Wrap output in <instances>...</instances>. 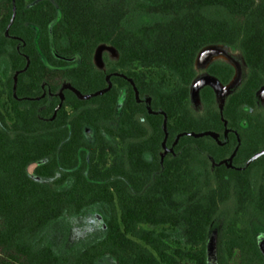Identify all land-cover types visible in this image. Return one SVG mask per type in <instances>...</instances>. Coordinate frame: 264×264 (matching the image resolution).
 <instances>
[{
  "label": "trees",
  "instance_id": "1",
  "mask_svg": "<svg viewBox=\"0 0 264 264\" xmlns=\"http://www.w3.org/2000/svg\"><path fill=\"white\" fill-rule=\"evenodd\" d=\"M100 44L116 57L98 68ZM208 45L236 49L245 76L221 107L201 87L195 111ZM1 63L0 264H207L216 219L217 264H264V0H0ZM205 71L233 75L219 60ZM96 203L102 238L66 255L36 244Z\"/></svg>",
  "mask_w": 264,
  "mask_h": 264
},
{
  "label": "rangeland",
  "instance_id": "2",
  "mask_svg": "<svg viewBox=\"0 0 264 264\" xmlns=\"http://www.w3.org/2000/svg\"><path fill=\"white\" fill-rule=\"evenodd\" d=\"M208 49H217L218 52L214 55L202 59V55ZM198 57L195 58L194 68L196 71V77L203 76L206 74L205 68L211 61L219 60L224 61L232 66L233 75L227 84H221V89L215 91L216 103L218 107H221L223 100L227 94H229L233 89H235L241 80L245 76V65L239 54V52L231 47L224 45H208L202 48L199 52ZM107 55L109 58H115L116 52L103 49L100 54V58ZM94 61V58H93ZM96 67L101 68L94 61ZM7 72V67L5 63L0 64V75L4 77ZM191 88V86H190ZM191 104L195 111L200 110V104L198 98L193 97L190 94ZM258 99L260 102L264 99V87L258 92ZM121 102L119 101L116 105L115 113L118 115ZM84 138L88 142L93 141L92 130L89 127H84L83 129ZM31 167L28 168V171ZM59 172H56L55 177L59 176ZM54 177V178H55ZM47 179L48 181L53 180ZM38 179V178H36ZM71 184V180L68 178L65 180L64 184L59 188H66ZM108 215V206L105 204H93L85 207L79 213H73L71 211H66L62 216L56 220L49 223L44 227L37 235L36 244L46 245L51 248V250L58 255H66L72 252L83 249L89 244L102 238L106 231V226L104 223L105 218ZM221 220L216 219L215 222L210 226L208 232V240L206 245V259L207 264H217L216 262V241H217V231L220 227ZM169 235L168 243L174 246L176 241L180 242L183 246L182 240L177 237V231L167 230ZM257 245L260 252L264 256V234L258 233L256 235ZM187 247V246H185ZM96 264H114V260L110 256H104L96 261Z\"/></svg>",
  "mask_w": 264,
  "mask_h": 264
},
{
  "label": "water",
  "instance_id": "3",
  "mask_svg": "<svg viewBox=\"0 0 264 264\" xmlns=\"http://www.w3.org/2000/svg\"><path fill=\"white\" fill-rule=\"evenodd\" d=\"M103 49H107V50L115 52V50L112 46H108V45H104V44L98 45L94 51V57L93 58H94L95 63L99 66L102 65L100 54H101V51ZM205 85L211 86L214 89V91H219L221 89V83L214 76L206 73L203 76H200L198 78L193 79V81L191 83L190 94L193 97L198 98V90Z\"/></svg>",
  "mask_w": 264,
  "mask_h": 264
},
{
  "label": "bare ground",
  "instance_id": "4",
  "mask_svg": "<svg viewBox=\"0 0 264 264\" xmlns=\"http://www.w3.org/2000/svg\"><path fill=\"white\" fill-rule=\"evenodd\" d=\"M201 50H202V49H201ZM201 50H200V51H201ZM200 51H199V52H200ZM199 52H198V54H197L196 57H198V55L200 54ZM217 52H218L217 49H208V50L202 55V59H203L204 57L206 58V57H208V56L214 55V54L217 53Z\"/></svg>",
  "mask_w": 264,
  "mask_h": 264
},
{
  "label": "flooded vegetation",
  "instance_id": "5",
  "mask_svg": "<svg viewBox=\"0 0 264 264\" xmlns=\"http://www.w3.org/2000/svg\"><path fill=\"white\" fill-rule=\"evenodd\" d=\"M205 59V57L203 58V60Z\"/></svg>",
  "mask_w": 264,
  "mask_h": 264
}]
</instances>
